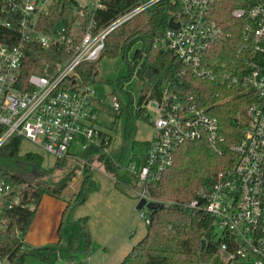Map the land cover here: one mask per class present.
Returning <instances> with one entry per match:
<instances>
[{"label":"built area","instance_id":"built-area-1","mask_svg":"<svg viewBox=\"0 0 264 264\" xmlns=\"http://www.w3.org/2000/svg\"><path fill=\"white\" fill-rule=\"evenodd\" d=\"M159 1L142 0L97 28L94 15L104 7L102 0H0V26H15L19 34L14 44L0 40V148L13 138L27 139L56 160H70L78 171H90L91 160L100 155L109 157L138 186L134 191L137 201L143 197L147 202L156 200L146 194L145 184L173 163L178 145L205 140L221 154L224 137L217 117L199 106L192 95L165 88L136 105V111L153 116L148 144L126 163L110 156L111 136L99 126L95 105L103 101L94 97L92 83L82 81L78 67L98 60L110 31ZM171 1L177 11L170 18L178 27H169L167 22L157 41L181 61V74L217 80L229 88L239 84L253 92L244 132L231 145L232 164L220 170L213 185L201 188L198 196L201 207L214 218L221 240L217 253L225 252L232 264H264V0H237L240 5L230 15L244 21L241 40L228 66L222 62L216 68L208 53L220 38L229 35L215 19L219 0ZM52 11L58 13L56 20L51 19ZM36 43L44 49L62 48L65 54L60 55L61 60L46 63L42 73L24 75L23 58ZM110 102L119 112V97L111 94ZM10 190L0 178V197ZM198 205L197 199L188 204L191 208ZM145 209H139V215L148 223Z\"/></svg>","mask_w":264,"mask_h":264},{"label":"trees","instance_id":"trees-1","mask_svg":"<svg viewBox=\"0 0 264 264\" xmlns=\"http://www.w3.org/2000/svg\"><path fill=\"white\" fill-rule=\"evenodd\" d=\"M142 0H102L103 8L95 11L96 27L101 28ZM240 5L237 0H219L215 4V19L221 24L228 36L220 38L208 53L211 65L218 63L228 66L233 50L240 43L241 28L244 21L232 18L234 7ZM64 11L68 14L69 7ZM177 11V5L171 0H161L149 9L143 10L110 31L104 40V49L99 58L121 56L126 63L128 75L118 79L122 88L124 81L133 75L147 82L138 102L146 96H156L165 88L177 91L184 96L192 95L199 106L218 119L222 153H218L205 140L185 142L174 150L173 163L160 172L157 178L145 184L147 195L162 202V206L145 209L149 219L144 237L121 259L118 264H232L223 262L217 253L220 238H217L215 221L201 207L202 199L198 191L210 188L217 173L230 166L234 159L231 145L236 143L244 132L245 112L253 98V92L237 84L227 87L217 80L196 78L190 74H181L184 66L172 53L157 41L159 33L165 30L168 19ZM52 20L58 13L52 11ZM19 38L14 27L0 26V40L14 44ZM23 58V74L42 73L46 63L61 60L65 54L62 48L44 49L31 44ZM133 49L129 59L128 53ZM59 54V55H57ZM65 56V55H64ZM98 58V59H99ZM97 61V60H96ZM96 61L85 62L78 67V73L84 82H94ZM219 93L215 96V93ZM131 111V104L126 108ZM121 108L119 109L120 112ZM118 112V113H119ZM144 115V111H136ZM20 138H13L0 148V178H3L11 190L0 197V261L10 264H27V257H35L45 263H55L59 259L70 260L85 255L90 247L91 236L87 228L88 216L70 220L68 213L74 204L84 202L95 184L88 172L83 177L75 198L66 201L56 228L57 242L34 246L25 241V235L35 216L43 195L59 196L67 179L59 181L52 190L40 187L28 176L41 171L43 158L35 152H20ZM147 141L137 142L143 147ZM65 159H57L55 164H63ZM103 169L115 181L123 185L133 184L131 179L121 173L109 157L98 156ZM68 177V176H66ZM197 199L199 205L191 208L189 202ZM65 228L70 230L68 244L59 246ZM201 240L205 241L200 251Z\"/></svg>","mask_w":264,"mask_h":264},{"label":"rangeland","instance_id":"rangeland-1","mask_svg":"<svg viewBox=\"0 0 264 264\" xmlns=\"http://www.w3.org/2000/svg\"><path fill=\"white\" fill-rule=\"evenodd\" d=\"M133 49L128 53L129 59ZM96 70L95 81L92 82L95 89L94 97L103 101L102 103H95L98 109L99 126L111 136L109 152L112 159L121 158L122 162L126 163L134 153L141 151L142 147L136 143L148 141L153 135L152 114L145 111L144 114L147 116L136 114V105L141 96V91L147 89V82L133 75L129 80L124 81L121 88L117 81L119 78L128 75V71L126 63L120 55L113 58L106 56L99 58L96 61ZM113 93L119 97L121 102L119 113L110 107V97ZM129 104H131V111L126 109ZM20 152H35L42 156L44 171L36 174L34 178L32 176L29 178L38 186L52 190L59 181L64 178L67 179L66 187L58 192L59 196L43 195L41 198L43 212L50 209L51 201L65 202L66 204L67 200L75 198L86 172L90 174L95 184V189L88 194L84 202L74 204L71 201L72 207L68 213L70 220L88 216L87 228L91 236L88 252L68 261L59 259L53 264L80 262L82 258L87 256L90 257L88 263L91 264H118L131 247L144 237L146 223L139 215L140 210L135 208L137 198L134 191L139 189L137 185L125 186L115 183L114 179L104 171L103 163L96 158L91 160L90 171H84L85 168L78 171L77 166L70 160L65 159L63 164H55L54 156L27 139H22ZM142 210L144 211V209ZM69 232L68 228L64 229L63 237L59 243L60 247L65 248L67 246ZM218 256L223 262L228 260L223 251H219ZM0 264L10 263L1 260ZM27 264L51 263H45L30 256L27 257Z\"/></svg>","mask_w":264,"mask_h":264},{"label":"crops","instance_id":"crops-1","mask_svg":"<svg viewBox=\"0 0 264 264\" xmlns=\"http://www.w3.org/2000/svg\"><path fill=\"white\" fill-rule=\"evenodd\" d=\"M121 184L122 183H120V185ZM51 205L52 206L48 211L45 210V212H43V207L41 206L40 201L32 223L28 229L27 234L25 235V241H27L28 243L34 246H42L46 245L47 243L49 244L57 242L58 239L56 236V228L59 222L61 211L65 206V202L56 203L54 201H51ZM87 257L88 260L85 261L86 257H84L82 258V261L84 262V264H91L88 263L90 257Z\"/></svg>","mask_w":264,"mask_h":264},{"label":"water","instance_id":"water-1","mask_svg":"<svg viewBox=\"0 0 264 264\" xmlns=\"http://www.w3.org/2000/svg\"><path fill=\"white\" fill-rule=\"evenodd\" d=\"M168 26H169V27H178V23H177V22H174V21L172 20V18H170V19L168 20ZM162 35H163L162 33H159V36H160V37H162ZM164 44L167 46V45H168V41L165 40ZM166 51L170 52V50H169L168 47H166ZM26 180L31 181V180L28 179L27 177H26ZM162 205H163L162 202H159V201H148V202H147L146 199L142 197V198H140V199L136 202L135 208L139 210V209H141L143 206H145L146 209H152V208H155V207H158V206H162ZM204 245H205V241H204V240H201L200 251L203 250Z\"/></svg>","mask_w":264,"mask_h":264},{"label":"flooded vegetation","instance_id":"flooded-vegetation-1","mask_svg":"<svg viewBox=\"0 0 264 264\" xmlns=\"http://www.w3.org/2000/svg\"><path fill=\"white\" fill-rule=\"evenodd\" d=\"M32 176V175H31ZM31 176H28V179L31 178ZM33 177V176H32ZM34 178V177H33Z\"/></svg>","mask_w":264,"mask_h":264}]
</instances>
